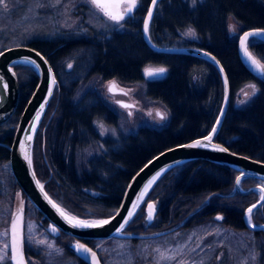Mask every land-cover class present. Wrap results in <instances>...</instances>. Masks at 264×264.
Instances as JSON below:
<instances>
[{
	"label": "trees",
	"instance_id": "1",
	"mask_svg": "<svg viewBox=\"0 0 264 264\" xmlns=\"http://www.w3.org/2000/svg\"><path fill=\"white\" fill-rule=\"evenodd\" d=\"M148 3L149 0H139L134 18L125 21L121 30L107 35L92 32L88 36H70L69 61L75 65L69 76H98L104 80L116 79L121 83L134 84L144 81L142 70L147 65L165 67L166 75L144 81V90L147 97L168 110L166 125L159 129L142 126L119 140H102L96 137L90 122L85 123L79 115V118L69 117V149L62 145L66 141L63 134L57 150L51 148L52 143L49 142L43 156L38 133L34 139L32 163L36 177L52 199L82 218L98 219L112 215L129 178L145 161L167 147L204 135L212 127L219 111L222 85L218 72L210 63L189 55L157 53L144 44L141 24ZM23 8L24 4L13 11H19V14ZM228 17L238 24L239 30L264 28V0H202L195 5H190L188 0H160L150 22L149 37L162 47L203 49L220 61L227 75L230 99L215 141L233 152L264 162V79L253 76L239 61L236 37L230 36L226 29ZM187 28L195 29L196 36L181 37L179 31ZM25 37L21 44H29L45 56L51 52L48 61L54 71L57 68L52 61L53 55L61 61L67 57L65 46L52 53L59 45L55 38H47L43 32ZM6 39L0 38V51L11 46L5 43ZM254 48L262 59L260 53H264V43L259 41ZM13 69L17 76L19 99L14 113L0 125V143L6 145L11 143L19 115L37 80L35 71L28 65L15 64ZM249 83L255 84L259 91L243 106L234 107V94ZM62 104L60 109H66L67 101L63 100ZM84 107L90 111L89 119L108 118L93 98L87 100ZM50 110L49 103L44 118ZM80 111L78 113L82 114ZM98 142L104 147L102 153L86 161H70L81 150L82 144ZM0 168H6L8 175L4 185L8 192L13 195L14 189L20 191L9 170L8 149L1 144ZM68 173L69 177L66 176ZM54 174L59 176L58 188L53 180ZM238 174L231 168L204 160L175 166L154 184L124 230L135 234L168 229L176 231L222 216L223 219L217 221L223 225L250 231L243 224L242 214L259 195L257 192H234V180ZM261 183L256 178L246 177L240 187L247 190ZM82 189L95 191L98 195L94 197ZM20 194L25 198L22 192ZM149 200L155 202L157 211L153 222L145 227L143 210ZM35 214L39 220L40 214L36 211ZM252 223H264V209L258 208L253 212ZM252 233L257 238L259 264H264V232ZM63 236L66 237L65 234ZM63 253L68 252L64 249Z\"/></svg>",
	"mask_w": 264,
	"mask_h": 264
},
{
	"label": "rangeland",
	"instance_id": "2",
	"mask_svg": "<svg viewBox=\"0 0 264 264\" xmlns=\"http://www.w3.org/2000/svg\"><path fill=\"white\" fill-rule=\"evenodd\" d=\"M201 1L197 0V2ZM188 2L193 5L192 0H188ZM5 3L7 9L0 5V38H7L5 43L11 46L20 45L21 40L26 38L25 35L31 33L40 34L43 32V35L51 39L63 38L67 35H89L91 32L107 35L114 30L123 29L125 25V21L117 25L109 20L88 0H60V3H56V0H5ZM22 4H24V8L19 14L17 13L19 11H13ZM230 26L236 29L235 33L230 31ZM226 29L230 36L237 37L239 34V26L231 17L226 20ZM187 31L188 28L180 30L179 35L190 37L185 35ZM255 56L260 59L257 55ZM71 62V66H74V62ZM261 63H264V60H261ZM147 68H153V66L147 65L142 70L144 75ZM113 81L118 89H123L128 95L109 93L108 86ZM144 81L125 84L116 79L107 81H101L96 77L88 81L81 79L72 101H78L86 91H96L101 100L110 106L115 114L114 122L108 121V118L92 122L94 130L102 140H118L135 133L142 126L159 129L168 121V110L158 101L146 96ZM250 84L252 83L247 85ZM247 85L241 87L234 94L232 101L234 107L243 106L250 100H245V92L252 97V89ZM117 100L134 104L135 107L132 109L122 108L116 102ZM241 101H245V103H241ZM129 111L132 112L131 116L128 115ZM157 111L164 113L166 118L161 120L157 117ZM101 124L103 128L99 126ZM103 151L104 147L101 142L87 143L83 150L81 149L75 154V157L79 162H82ZM7 175L6 168H0V181L1 179L5 180ZM2 183L3 185H0V254H3V245L7 242V237L2 234L8 230L11 212L22 206L24 209L23 235L25 237L23 246L28 252L26 254L27 263L68 264V260L62 257L64 248L39 226L35 209L31 204L21 196L20 191L12 195L8 192V188L6 189L4 182H0V184ZM95 194L98 195L97 192ZM8 195L9 197H7ZM10 207L13 210L11 209L9 215ZM28 237H31V242ZM256 239L252 231L232 229L217 220H211L188 228L170 231L157 238L134 242L110 238L94 240L90 245L98 254L102 264H259L260 252L259 248H256ZM40 241L53 244L61 252L57 254L45 244L39 243ZM156 249L160 251L157 252ZM253 255L256 257L255 261L252 259ZM162 256L174 257V259H164Z\"/></svg>",
	"mask_w": 264,
	"mask_h": 264
},
{
	"label": "water",
	"instance_id": "3",
	"mask_svg": "<svg viewBox=\"0 0 264 264\" xmlns=\"http://www.w3.org/2000/svg\"><path fill=\"white\" fill-rule=\"evenodd\" d=\"M152 7L153 6L151 4V0H149L148 6H147V9H146V12L143 17L142 24H141V37H142L144 44L150 50L157 52V53L189 55V56L199 58V59L204 60L205 62L210 63L216 69L220 77V81L222 85V100H221V104H220L217 116L213 122L212 127L210 128L208 132H206L202 136L195 137L190 140L172 145L170 147H167L157 152L156 154L151 156L147 161H145L131 175V177L129 178L124 188L122 197L119 201V204L115 212L108 217L98 218V219H109L111 216L115 215L117 210H119L120 212L119 216H116V219L112 220L109 225H106L103 228H97V229L73 228L66 221H64L61 218V216L55 211V209H53L51 205L48 204V202L45 200L43 192L40 191L39 187L37 186L35 182L36 180H38V178L36 177V175L35 177H33L32 175V172L34 170L33 163H32V167L30 168L28 166L27 161L24 159L23 152L20 148V142L25 141V138L31 135L33 139L31 141L26 142V147L32 158V148H33L34 139H35L36 133L39 129L40 123L43 119V116L45 114V111L47 109V106L51 98V96H48V89L50 86L51 76L54 75V73H53V70L49 62L47 61V59L41 52H39L37 49L31 47L28 44L12 45L0 51L3 53V55L0 56V77H3L4 82L8 84L7 90L0 88V91H6V99L2 104H0V125L10 118V116L14 113L17 107V104H18L19 87H18V82H17V76L13 69V65L25 64V63L20 62L22 61L24 57H29L31 59H34L40 65V70L37 71L32 65L25 64V65L30 66L35 71L37 80H36V83L34 85L32 92L30 93L28 99L26 100L22 108V111L19 115L16 128L12 136L11 143L10 145H5V147L8 149V165H9V170H10L11 176L13 177V180L18 186L20 192H22L23 195L25 196V199L31 204V206L35 209V211L38 214H40L41 217L48 222V225L46 226L45 231L52 237L56 236L59 232H62L73 238L85 239V240H103V239H110V238L138 239L139 240V239L156 238V237H160L162 235L169 233L173 229L162 230L159 232H154V233H149V234H135L131 232H126L125 230H124V234H116L115 230L119 226V224L122 222V218L126 216L127 210L131 208L132 206V202L136 200L138 194L143 190L144 186L147 184L149 179H151L157 172H162V175H163L167 171L172 169L173 167L189 162V161L204 160V161H208L211 163L223 165V166H226L228 168H231L239 172L238 175H240L241 170H243L244 172L247 173L246 177L256 178L260 182H264V180L261 179V178H264V162L262 161L233 152L230 149H228L229 151L227 153L215 151L211 145L206 148L182 147L183 145L193 143L196 140L203 141L204 137L211 133V129L214 126H216L218 130H217V133L213 136L212 145H220V146L226 147L223 144L215 141V137L218 134L222 126V123H223V120H224V117H225V114L227 112V108L229 105V96H230L229 84H227V87L225 86L224 77L227 75L221 63L219 62V65L214 64L209 57H205L203 55V53L205 52L209 53V52L203 49H200V48H196V47H161V46L154 44L149 37V32L145 34L143 30V21L147 18V10ZM154 9H153V13H154ZM116 10L122 11L121 6L117 8ZM254 29H258V28H251V29L244 30L240 33L239 36L243 35L245 31H251ZM256 40L264 43V37H258L256 38ZM236 51H237L239 61L244 66V68L249 73H251L253 76L260 77L257 75L255 71H253L251 67H249L248 62L242 56L241 49L239 47V39H237V42H236ZM36 52H39L41 56L43 57V59H41V56H37ZM209 54L210 56H214L211 53ZM45 60L47 61V64L44 63ZM216 60L219 61L217 58ZM221 67L223 68V72L220 71ZM49 68H51L52 70L51 74L48 71ZM157 69L159 68H156V69L147 68L145 70V76L147 78L162 77L164 74L158 75L155 77H149L148 75H146L147 71L149 70L155 71ZM13 73H15V75H13ZM46 99H47V103L44 106L43 113L40 116V120L36 124L35 128H33L34 118L38 110L40 109V105L43 104ZM221 110H223L222 116H221ZM217 118L220 119V124L218 126L216 125ZM205 143L207 142L205 141ZM245 157H247L248 159H245ZM149 161H152V163L149 164ZM177 161H179V163H176ZM145 165H148V167L145 168ZM169 165H171V167H169ZM141 169H143V171H141ZM162 175H160V177ZM160 177L156 180V182L160 179ZM40 183L43 184L42 182ZM154 184L151 186L149 191L152 189ZM258 185L250 187L247 190H244L243 192L239 190H237V192H239L240 194H248L249 193L248 190L251 189V190H256L253 192L258 193ZM234 187L235 189L237 187L235 184V180H234ZM44 192H46L45 189H44ZM146 196L143 198L142 202L138 201L139 207L144 202ZM258 199H259V196H258ZM52 200L55 201L54 199ZM257 200L254 203H256ZM149 204H152L155 206L154 217L157 211V206L155 202L148 201L145 203L144 210H143L144 211L143 221L145 223V227L149 226L154 220L153 219L151 222L147 220V215H148V212L150 211V209L148 208ZM252 204H250L248 207H250ZM121 205H123V208H121ZM139 207L135 210V214L137 210L139 209ZM248 207L245 208L242 214V220H243V224L245 228L252 232H259V231L264 232V229H262L261 227L253 228L249 226V223L244 214ZM20 208L21 207H17L14 211L11 212L12 214H11V218L8 224V230H10L11 223L13 220L16 219ZM22 215L24 218V209H23ZM77 217L80 219H87V218H82L79 216ZM258 225L264 226V223L258 224ZM51 226H56L59 229V232L57 234H53L51 231H49ZM22 231H23V224H22ZM7 239L9 241L10 236L7 237ZM23 254H24V247H23ZM9 256H10V250H9ZM79 256L83 257L82 255H79ZM24 259L26 260L25 254H24ZM9 262L10 264H12L10 259H9ZM88 262L90 264V261Z\"/></svg>",
	"mask_w": 264,
	"mask_h": 264
},
{
	"label": "snow or ice",
	"instance_id": "4",
	"mask_svg": "<svg viewBox=\"0 0 264 264\" xmlns=\"http://www.w3.org/2000/svg\"><path fill=\"white\" fill-rule=\"evenodd\" d=\"M88 2L96 9L100 10L104 16H106L109 20L113 21L115 24L120 25L123 21H130L132 20L134 10L139 7L138 0H88ZM56 3H60V0H56ZM159 0H151L152 8H149L147 10V18L143 21V30L145 34L149 32L150 22L153 18V9L158 5ZM193 5L197 3V0H192ZM0 5H3L5 9H7V4L5 3V0H0ZM124 6L122 11H117L116 9L120 6ZM230 31L235 33L236 29L232 26H230ZM185 35L190 37H195L196 32L195 29L189 28L188 31L185 33ZM258 37H264V28H258L251 31H245L243 35L238 36L239 39V47L241 49V54L244 57V59L248 62L249 67L253 69L257 73L258 76H260L262 79H264V63H261L260 59H257L253 54L249 51V47H255L256 46V38ZM199 51V50H197ZM3 53L0 52V56H2ZM37 56H41L39 52H36ZM205 57H209L214 64L219 65V61L216 60L214 56H210L209 53H203ZM261 58L264 59V53H260ZM41 59L43 57L41 56ZM21 63L30 64L32 65L37 71L40 70V65L36 62V60L31 59L29 57H24ZM45 64H47V61H44ZM71 67V65H69ZM49 73L51 74V68L48 69ZM220 71L223 72V68H220ZM166 72V69L159 68L155 71L149 70L147 71L146 75L149 77H155L158 75H162ZM15 75V73H13ZM56 78L54 75L51 76L50 79V86L48 89V96L52 95L53 87L56 85ZM224 83L227 87L228 79L227 76L224 77ZM247 87H250L252 89V96H255L259 89L255 84L247 85ZM0 88L7 90L8 84L4 82V78L0 77ZM117 85L115 82H111L108 86L109 93L116 95L118 94L117 91ZM119 94L122 95H128L127 92H125L123 89L119 90ZM245 100L250 99L251 97L247 92L244 93ZM6 99V91H0V104H2ZM47 103V99L43 104L40 105V109L38 110L34 122H33V128H35L36 124L40 120V116L43 113V109L45 104ZM117 103L120 105V107L125 109H132L135 107L134 104H128L123 101H117ZM241 103H245V101H241ZM128 115L131 116L132 112L129 111ZM151 115V113H149ZM157 117H159L161 120H164L166 118L164 113H161L159 111L156 112ZM223 115V110H221V116ZM220 124V119L217 118L216 125L218 126ZM101 128H103V125H99ZM217 127L214 126L211 129V133L204 137L203 141L196 140L193 143L183 145L182 147L185 148H206L210 145L213 147L215 151L224 152L227 153L229 150L226 147L220 146V145H212L213 136L217 133ZM33 137L31 135L27 136L25 138V141L20 142V148L23 152L24 159L27 161L28 166L32 167V158L29 154V151L26 147V142L31 141ZM205 141L207 143H205ZM245 159H248L245 157ZM152 163V161H149V164ZM176 163H179L177 161ZM148 167V165H145V168ZM171 167V165H169ZM166 170V169H165ZM143 171V169H141ZM33 177H35V171L32 172ZM139 175V174H137ZM162 175V172H157L151 179L148 180L147 184L144 186L143 190L138 194L136 200L132 202L131 208L127 210L126 216L122 218V222L119 224V226L116 228V234H124V229L126 225H128L133 217L135 216V210L139 207L138 201L142 202L143 198L147 195L149 189L151 186L156 182V180ZM247 173L241 170L240 175L235 177V184L236 189L233 191H241L243 192L244 189L240 187L242 183V178H246ZM264 180V178H261ZM37 186L39 187L40 191L43 192L45 200L48 202V204L51 205L53 209L61 216V218L66 221L71 227L73 228H79V229H97V228H103L106 225H109L112 220L116 219V216H119L120 212L119 210L116 211L115 215L111 216L109 219H80L77 216H74L67 212L63 207H61L59 204H57L55 201H53L47 194V192H44V185L40 183L39 180L35 181ZM256 190H248L249 193H252ZM258 195L259 199L256 203L252 204L250 207H248L245 211V217L249 223L250 227H261L264 229V226L255 225L252 223V215L253 211L261 208L264 209V182H262L260 185H258ZM121 208H123V205H121ZM148 208L150 211L147 215V220L151 222L154 219V210L155 206L152 204L148 205ZM23 207L19 209V212L17 214V217L15 220L12 221L10 230L5 231L2 235L4 237H9L10 239L8 242H5L3 245V254H0V262L5 261L6 259H10L12 264H27V261L24 259L23 254V245L25 242V237L23 235L22 231V224H23ZM216 220H222V216H217L215 218ZM49 231H51L53 234H57L59 232V229L56 226H51ZM28 240L31 242V237H28ZM39 243L45 244L49 249L54 250L57 254L61 252L60 249L55 248L53 244H49L46 241H40ZM199 246V245H198ZM72 247L75 249V251L79 254L83 255V258L86 261H90V264H100V261L97 257V253L93 250V248L88 247L86 244L80 243L79 241H76ZM9 250H10V256H9ZM157 252H159V249H156ZM164 259H174V257H163ZM253 261H255L256 257L255 255L252 256Z\"/></svg>",
	"mask_w": 264,
	"mask_h": 264
},
{
	"label": "flooded vegetation",
	"instance_id": "5",
	"mask_svg": "<svg viewBox=\"0 0 264 264\" xmlns=\"http://www.w3.org/2000/svg\"><path fill=\"white\" fill-rule=\"evenodd\" d=\"M138 3H139V0H138ZM123 7L124 6L122 5L121 6L122 10H123ZM242 31H244V30H239V34L237 35V37L240 35V33ZM93 34H94V32H93ZM72 36H88V35H71V37ZM69 37L70 36L67 35L66 37H63V38H55V42L59 46H57L52 51V53H56L57 48H59V47L61 48V47L65 46L66 50H67V55H66L67 57L65 58V60L61 61V60H58L55 55H53L52 61L54 63V66L57 68L56 71H54L53 66L50 65L52 70H53V73H54V76L56 78V82L57 83L54 86V89H53V92H52V95H51V98H50V101H49V103L51 105V110L48 113L47 117L46 116H45V118L43 117L44 119H42V121L40 123V126H39V129L37 131L39 137H41V144H40L39 147H40V153L43 156L46 155L47 144L49 142L52 143L51 144V148L57 150V148L59 147V145H61L60 143L63 140V134L66 136V141H65V143H62V145L66 146L69 149V117L71 118V117H75L76 116V117L79 118V115H80L83 118L85 123L88 122V124H89V122H90L92 128H93V126H92L93 120H97V119L104 120V119H106V117L105 118L92 117L91 119H89L90 111L87 110V108H85L84 106H85L87 100H89L91 97L94 99V101H96L97 105H99V107H100L99 109L102 110L101 112L105 116L108 117V121L114 122L113 119L115 117L114 116L115 114L113 113V111L110 108V106L107 103H105L104 101L101 100L99 94L96 91H94V92H91V91L87 92L86 91L78 101H76V102L72 101V97H73V95H74V93H75V91H76V89H77V87L79 85V81L81 79L84 80V81H88V80L96 77V78L100 79L101 81H107V80H104V79H102L101 77H98V76L82 77V78L69 77V72L72 71V69L74 68V66L69 67V65H71L70 63H72L71 61H69ZM237 37H236V42H237V39H238ZM64 40H66L67 42L65 43ZM257 42H259V41L256 40V43ZM255 49L256 48H254L252 46L249 47V50L251 51L253 56L257 55L256 52H255ZM50 54H51V52L48 53L47 56H45L43 54L45 56V58L47 59V61H48V56ZM74 65H75V63H74ZM152 66L155 69L156 68H164V69H166L165 67H162V66H157V67H154V65H152ZM63 69H64V71H63ZM164 75H166V72L164 73ZM164 75L162 77H164ZM162 77L147 78L143 74V79L144 78L146 79V80L144 79L145 81L153 80V79H159V78H162ZM108 80H110V79H108ZM119 90L120 89H118V88L116 89L118 94H119ZM229 99H230V96H229ZM63 100L67 101L66 109H60V107L63 105L62 104ZM117 101H121V100H117ZM69 104L71 105L70 109H69ZM78 111H80L82 114H79ZM93 130H94V128H93ZM94 132L96 133V137L100 138L95 130H94ZM105 140H108V139H105ZM0 144L3 145L4 147L6 145L4 143H0ZM86 145H87L86 143L82 144L81 149L83 150V148H85ZM67 160L69 162V157H68ZM70 161H78V160H77L76 157H74V158H70ZM66 176L69 177V173L66 174ZM53 180L55 181L56 188H58V186H60L59 176L57 174H54V179ZM0 182H4V180L1 179ZM0 185L2 186L3 183L0 184ZM50 189H51V186H50ZM17 191H18L17 189H14V194ZM53 191H54V189H53ZM82 191L85 192L86 194L93 195L94 197L96 196L95 191H91L89 189H82ZM54 192L56 194V191H54ZM0 197H1V194H0ZM57 197L62 199L61 195H57ZM149 201H151V200H149ZM11 209H12V207H10V210L8 212L9 215H10ZM39 216L40 217H39V220H38V224H39L40 227H42V229L45 230L46 226L48 225V222L45 219H43L41 217V215H39ZM8 221H9V218H8ZM62 234L64 235V233L59 232L53 238L58 243V245H61V247L66 249V251L68 252V253H63L62 254V257H65V260L66 259L68 260V264L69 263H72V264H89L88 261H86L83 257L79 256L75 252V250L72 247V245H74L76 243V241H79L80 243L86 244L87 246L91 247L90 244L94 240L77 239V238H73L71 236H68L66 234H65L66 235V237H65ZM7 242H8V239H7ZM23 247H24V254H25V257H26V254L28 252H26L25 246H23ZM97 256H98V254H97ZM98 258H99V256H98ZM99 261L101 262L100 258H99ZM5 262H8L10 264L9 259H7ZM40 264H43V263H40ZM101 264H102V262H101Z\"/></svg>",
	"mask_w": 264,
	"mask_h": 264
},
{
	"label": "bare ground",
	"instance_id": "6",
	"mask_svg": "<svg viewBox=\"0 0 264 264\" xmlns=\"http://www.w3.org/2000/svg\"><path fill=\"white\" fill-rule=\"evenodd\" d=\"M162 47V46H161Z\"/></svg>",
	"mask_w": 264,
	"mask_h": 264
}]
</instances>
